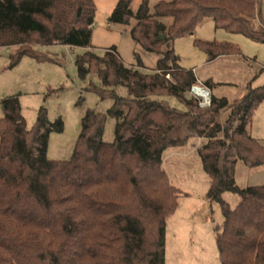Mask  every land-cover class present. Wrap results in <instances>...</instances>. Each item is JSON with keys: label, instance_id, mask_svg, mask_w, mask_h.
Instances as JSON below:
<instances>
[{"label": "trees", "instance_id": "trees-1", "mask_svg": "<svg viewBox=\"0 0 264 264\" xmlns=\"http://www.w3.org/2000/svg\"><path fill=\"white\" fill-rule=\"evenodd\" d=\"M134 1L117 0L109 22L134 19L131 36L160 56L157 67H128L115 47L101 57L87 51L76 58L83 81L95 75L101 82L86 89L113 105L107 113L86 111L70 160L47 157L50 133L63 131L61 119L51 123L43 107L29 130L20 95L1 100L0 264H166L167 222L181 192L163 156L194 139L204 141L197 151L210 180L208 198L225 219L215 229L221 264H264V185L241 189L235 181L239 162L264 167V144L251 134L264 86L232 104L212 97L210 107H200L187 96L198 80L173 50L208 19L216 29L264 43V2L141 0L134 12ZM95 15V0H0V47L15 49L9 69L27 56L56 62L38 48L90 49ZM196 44L209 61L240 55L229 43ZM166 96L187 110L170 107ZM221 112L228 113L224 122ZM108 118L117 120L112 143L102 138ZM228 192L240 198L235 208L223 199Z\"/></svg>", "mask_w": 264, "mask_h": 264}, {"label": "rangeland", "instance_id": "rangeland-1", "mask_svg": "<svg viewBox=\"0 0 264 264\" xmlns=\"http://www.w3.org/2000/svg\"><path fill=\"white\" fill-rule=\"evenodd\" d=\"M140 3L141 0L133 2L134 12ZM116 4L117 0H95L96 15L90 49L63 45L38 48L43 55L56 62H37L27 56L11 70L9 58L15 49L0 47V102L3 97L19 94L22 115L29 130L36 125L43 107L51 123L60 119L63 121V131L51 132L49 136L47 157L52 161L70 160L80 135L82 119L88 109L107 113L113 105L112 100H100L96 93L86 89L91 82L97 86H101V82L95 75H90L86 81L79 77L76 65L78 56L93 51L101 57L115 47L120 59L128 67H135L139 63L146 70L157 67L160 56L145 51L131 36L136 24L134 19L123 25L109 22ZM262 7L264 19V3ZM196 40L232 44L239 48L240 55L221 56L209 61ZM173 50L179 66L194 72L198 87L206 89L204 83L211 80L214 84L209 90L212 95L225 97L231 104L244 97L250 89L264 86V43L216 29L211 19L198 26L193 35L177 39L173 43ZM187 96L199 105L201 99L193 93ZM80 98H84V103ZM165 101L172 108L187 110L173 96H166ZM124 110H127L126 107ZM227 116L225 113L218 118L224 122ZM3 117L0 104V121ZM252 123V136H264V101L254 111ZM116 124V119H107L102 136L104 142H114ZM199 143L198 139L191 140L185 148L168 149L163 156L164 169L172 185L181 192L178 210L167 222L166 264H221L215 229L225 219L220 204L208 198L210 180L196 150ZM249 170L242 162L236 167L235 181L241 189L248 185ZM223 199L232 208L240 202L236 194L229 192L223 195Z\"/></svg>", "mask_w": 264, "mask_h": 264}, {"label": "crops", "instance_id": "crops-1", "mask_svg": "<svg viewBox=\"0 0 264 264\" xmlns=\"http://www.w3.org/2000/svg\"><path fill=\"white\" fill-rule=\"evenodd\" d=\"M3 49H8V48H3ZM216 60V59H215ZM9 61H10V58H9ZM22 61V60H21ZM214 61V60H213ZM18 66V65H17ZM16 66V67H17ZM15 67V68H16ZM206 82H211L212 84H213V82L211 81V80H208V81H206ZM205 82V83H206ZM205 83H204V85H205ZM214 85V84H213ZM206 89L207 90H210V88L209 87H207L206 86ZM210 92V94H211V96L212 97H216V96H213L212 95V93H211V91H209ZM4 98V97H3ZM2 98V99H3ZM216 98H218V99H221L220 97H216ZM222 98H225V97H222ZM1 99V100H2ZM227 99V98H226ZM240 99V98H239ZM228 100V99H227ZM238 100V99H237ZM229 101V100H228ZM225 113H227V112H221L220 114H219V116L220 117H222L223 115H225ZM228 114V113H227ZM252 126H253V123H252ZM251 130H252V128H251ZM252 134V133H251ZM257 138V140H259L261 143H263L264 144V136H262V137H255V139ZM261 138H263V139H261ZM199 141H200V143H199V145H201L204 141L203 140H201V139H199ZM199 145L198 146H196V150L198 149V147H199ZM238 165V164H237ZM261 185H264V167L263 168H257V169H250L249 170V181H248V185L247 186H261ZM246 186V187H247Z\"/></svg>", "mask_w": 264, "mask_h": 264}, {"label": "built area", "instance_id": "built-area-1", "mask_svg": "<svg viewBox=\"0 0 264 264\" xmlns=\"http://www.w3.org/2000/svg\"><path fill=\"white\" fill-rule=\"evenodd\" d=\"M197 87L198 86H194L193 88H192V90H191V93H193V95H195L196 97H198L199 99H201V100H199V106L200 107H203V108H206V107H210L211 106V94H210V92H209V90H207V89H205V88H202V87H198V88H200V89H204V90H206V92L208 93V98H201V97H199L198 95H197V93H196V91H195V89H197Z\"/></svg>", "mask_w": 264, "mask_h": 264}, {"label": "bare ground", "instance_id": "bare-ground-1", "mask_svg": "<svg viewBox=\"0 0 264 264\" xmlns=\"http://www.w3.org/2000/svg\"><path fill=\"white\" fill-rule=\"evenodd\" d=\"M197 95L201 98H208V93L206 92V90L204 89H200L197 87V89H195Z\"/></svg>", "mask_w": 264, "mask_h": 264}, {"label": "water", "instance_id": "water-1", "mask_svg": "<svg viewBox=\"0 0 264 264\" xmlns=\"http://www.w3.org/2000/svg\"><path fill=\"white\" fill-rule=\"evenodd\" d=\"M162 39H163V37H162Z\"/></svg>", "mask_w": 264, "mask_h": 264}]
</instances>
